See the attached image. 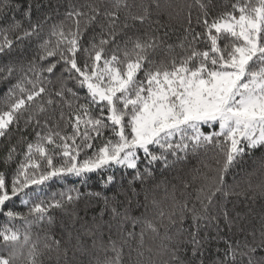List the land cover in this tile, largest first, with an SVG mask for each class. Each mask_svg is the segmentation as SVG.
<instances>
[{"label": "snow or ice", "instance_id": "6c2138e0", "mask_svg": "<svg viewBox=\"0 0 264 264\" xmlns=\"http://www.w3.org/2000/svg\"><path fill=\"white\" fill-rule=\"evenodd\" d=\"M0 139V264H264V0H0Z\"/></svg>", "mask_w": 264, "mask_h": 264}, {"label": "trees", "instance_id": "16d2710c", "mask_svg": "<svg viewBox=\"0 0 264 264\" xmlns=\"http://www.w3.org/2000/svg\"><path fill=\"white\" fill-rule=\"evenodd\" d=\"M164 2L165 3H182L183 0H164ZM220 2L221 3H227V2H229V0H220ZM153 19L155 20V19H157V17L154 16ZM159 19H160L161 23L167 24L169 26L171 38L169 39L168 43L178 44L179 38L183 35L182 23L177 22L176 20H169L166 13L161 15L159 17ZM177 50H179V49H177ZM5 144H6V142L4 140L0 139V156L3 155ZM200 160H203L205 163H208V164L213 163V158H212L211 153H209L207 156H204V154L202 153L200 157L192 158L191 162L188 165V168L199 167L200 166ZM249 170H251V169H249ZM241 175H242V173H241ZM73 187L79 188L81 193H86L89 191H91V192L104 191V194L107 196H111L113 194V191H114V189H111V190L103 189L100 185V179L96 175H92L91 178L88 179L86 184H82L78 178L69 177L66 181L53 183L51 185V188L46 193V197L51 198L54 194H58L62 190H67V189L73 188ZM161 195H163V193H161ZM122 198L123 197H121V199ZM102 206H103L102 203H97V201L94 198H82L81 201L79 202L80 215L82 217L86 216V218L90 219L91 217L97 215V213L100 211ZM8 207L9 208H15L16 210H20V211H24V212L27 211V208L20 207L19 201H16L15 204H8ZM229 207H231V205H229ZM245 207H246V205H245ZM252 208L254 209V211L252 213L253 216H256L260 213L259 202L253 204ZM142 210L143 209H141V211ZM135 214L138 215L139 213H135ZM54 216L56 217V220H57L56 225H54V227H53L55 237L57 239L66 240L67 236L62 235V233L60 231V226H59V222L62 219V217L59 214H54ZM5 223H7L6 217L0 216V226H2ZM44 227H47V225H44ZM36 231H38V229L34 228L33 232H36ZM136 231L139 232V228H137ZM132 246L135 247V241L132 242ZM149 246H152V242L146 240V242H145V257H144L145 259H147L149 256V253L147 251V248ZM125 252L126 253L128 252L127 248L125 249ZM69 254L71 255V253H69ZM132 257H133V259L136 258L135 252L132 253ZM43 259L45 261V264H56L55 253L51 254V260H49V258L47 256H45ZM209 259H211V256L209 257Z\"/></svg>", "mask_w": 264, "mask_h": 264}]
</instances>
